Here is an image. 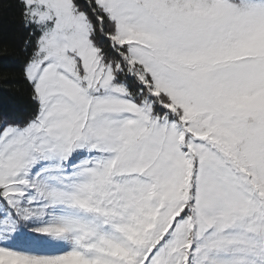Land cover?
Wrapping results in <instances>:
<instances>
[{"label":"snow or ice","instance_id":"obj_1","mask_svg":"<svg viewBox=\"0 0 264 264\" xmlns=\"http://www.w3.org/2000/svg\"><path fill=\"white\" fill-rule=\"evenodd\" d=\"M0 264H264V0H0Z\"/></svg>","mask_w":264,"mask_h":264}]
</instances>
